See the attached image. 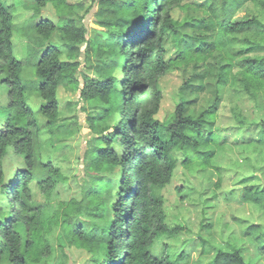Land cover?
<instances>
[{
  "label": "trees",
  "instance_id": "obj_1",
  "mask_svg": "<svg viewBox=\"0 0 264 264\" xmlns=\"http://www.w3.org/2000/svg\"><path fill=\"white\" fill-rule=\"evenodd\" d=\"M231 1L232 4L245 3L243 14L235 17L233 13L220 19L207 6L206 16L200 22L205 24L201 29L207 35L208 31L216 34L212 49H184L177 63L193 61L201 67L206 57L224 51L232 42L242 44L247 57L235 61L234 55L227 53L218 70L197 72L200 91L208 76L217 77V101L198 117L186 113L183 101L173 120L165 124L155 115L158 75L174 64L168 58L164 37L176 31L168 12L162 15L170 0H90V4L88 0H35L37 10L52 4L58 18L54 23L48 19L37 21L33 16L24 22L31 30L30 42L36 44L32 49L41 54L33 65L38 78L37 91L45 101L38 119L26 103L27 84L21 79L23 62L13 52V38L19 23L18 2L0 0V73L9 86L8 106L17 109L16 118L27 119L25 126L17 124L18 120H10L0 128V184H3L2 160L11 150L22 155L28 164L26 171H18L14 181L5 185V194L0 199V261L7 253L11 264H28L29 246L34 241L27 233L23 242L20 229L29 225V183L35 178L47 184L52 181L48 175L39 177L34 169L35 144L38 133L46 126H62L57 89L63 85L80 89L82 101L92 110L88 121L95 134L85 154L92 183L86 196L93 229L88 232L84 227H70L71 241L82 242L81 245L94 255V260L103 257L97 264H185L188 257L185 252L177 258L173 255L157 258L149 249L157 237L170 233L164 225L162 204L152 195V190L171 181L176 168L175 150L185 152L187 162H191L195 153L202 168L209 164L215 152H203L202 148L219 139L213 126L219 101L225 96L233 108L242 96L264 111V0ZM94 7H97L99 24L107 32L92 50L121 56L125 61L120 68L118 62L106 63L92 76L81 69L86 60L83 57L81 61V50L88 42L87 29L82 23ZM56 32L60 42L50 43ZM45 41L49 43L44 44ZM64 49L71 52L67 60L61 58ZM86 57H90L89 53ZM117 112L120 114L118 123L110 130L102 127ZM235 127L242 133V138L235 142L259 150L263 157L264 117L252 123L240 117ZM43 165L46 171H53L50 164ZM117 169L121 170L119 179L109 176ZM248 181V178L243 180L246 186L242 198L264 209V186L247 185ZM116 183L117 201L108 205L106 196ZM69 217L65 214V218ZM259 231H250L257 242L259 234L264 235ZM213 251V259L208 264H252L243 255L242 248L235 244L216 246Z\"/></svg>",
  "mask_w": 264,
  "mask_h": 264
},
{
  "label": "rangeland",
  "instance_id": "obj_2",
  "mask_svg": "<svg viewBox=\"0 0 264 264\" xmlns=\"http://www.w3.org/2000/svg\"><path fill=\"white\" fill-rule=\"evenodd\" d=\"M170 1V4L164 3L162 15L168 12L176 31V34L170 33L164 37L168 58L170 57L174 64L158 75V111L155 115V118L165 124L173 120L178 105L183 101L186 113L195 117L217 101V77L208 76L204 80V89L200 91L197 89V72L218 70L227 53H232L235 61L247 57L242 51L243 45L232 42L224 51L206 57L201 67H197L193 61L177 63L183 56L184 49L205 51L211 48V43L215 41L214 32L208 31V36L204 29H201L205 26L200 21L206 16L207 6L216 12L218 18L223 19L233 13L235 17L241 16L245 3L232 4L231 0ZM17 2L20 11L17 32L13 38V52L23 62L21 79L27 84L26 103L38 119V113L45 101L37 91L38 78L33 65L41 54L32 49L36 44L30 42L31 30L24 22L33 16L37 21L48 19L54 23L58 18L50 3L37 10L35 0ZM87 4H90V0ZM82 24L87 29L88 42L81 50L82 59H79L82 61L83 57L86 58L81 69L94 76L106 63L118 62L119 68L122 67L124 57H113L92 50V46L99 43L107 32L98 22L97 7L91 10ZM55 42H60L57 32L50 41ZM47 43L49 42H44ZM88 53L89 58L86 57ZM70 55L71 52L64 49L61 58L67 60ZM117 71L119 74L120 70ZM8 88L4 75L0 73V128L10 120H18L20 122L17 124L25 126L27 119L16 118L17 109L8 106ZM57 98L58 115L61 119L59 124L62 126H46L38 133L33 165L39 177L46 178L45 175H48L52 181L49 184L43 180L38 181V178L30 181V209L27 214L29 225L26 224L20 229L23 242L26 241L27 233H30L34 241L29 246L28 264H97L103 257L99 256L94 260V255L81 245L82 242L74 243L68 236L70 227H84L88 232L93 229L89 199L86 196L92 183L89 162L85 158L88 143L95 136L88 121V114L92 110L82 101L80 89L61 85L57 89ZM219 103L213 126V131L219 139L202 148L203 152H215L209 164L202 168L195 153L191 156V162H187L186 153L175 150L173 157L176 160V168L171 181L152 190V195L162 204L164 225L170 233L157 237L149 249L157 258L165 255L177 258L185 252L188 254L185 264H208L213 259L216 246L231 247L235 244L242 248L243 255L252 264H264V235L259 234L261 237L257 242L250 233L253 230L264 232V209L242 198L246 186L243 180L250 179L247 185L264 186V155L261 157L259 150L235 142L242 138V133L235 127L237 119L242 117L249 123L259 121L264 117V111H260L253 101L242 96H239L235 108L226 96ZM235 110L238 112L234 113ZM119 119L120 114L117 112L109 117L102 127L110 130ZM43 164H50L53 171H46ZM27 169L26 159L13 150L3 158L0 199L5 194V185L14 181L18 171ZM120 174L121 170L117 169L109 176L119 179ZM117 189L116 183L106 196L108 205L117 201ZM65 214L70 217L65 218ZM109 214L112 219L111 210ZM65 221L69 223V227ZM0 264H11L9 254L3 255Z\"/></svg>",
  "mask_w": 264,
  "mask_h": 264
}]
</instances>
